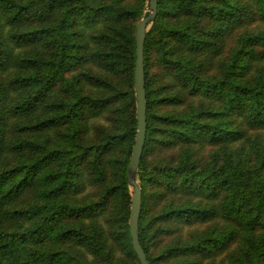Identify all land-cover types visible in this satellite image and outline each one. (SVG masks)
Masks as SVG:
<instances>
[{
	"label": "trees",
	"instance_id": "trees-1",
	"mask_svg": "<svg viewBox=\"0 0 264 264\" xmlns=\"http://www.w3.org/2000/svg\"><path fill=\"white\" fill-rule=\"evenodd\" d=\"M147 0H0V264H140L127 169ZM136 181L149 264H264V0H158Z\"/></svg>",
	"mask_w": 264,
	"mask_h": 264
},
{
	"label": "water",
	"instance_id": "water-1",
	"mask_svg": "<svg viewBox=\"0 0 264 264\" xmlns=\"http://www.w3.org/2000/svg\"><path fill=\"white\" fill-rule=\"evenodd\" d=\"M150 12L146 18L141 20L136 28V54L137 62L135 69V95L137 108V136L133 147L132 156L127 169V179L132 189V206L130 214V235L133 249L140 264H149L145 251L140 243V217L142 213V191L136 181L143 156L147 137V93L145 80V43L147 33L153 26L157 17L158 0H147Z\"/></svg>",
	"mask_w": 264,
	"mask_h": 264
}]
</instances>
